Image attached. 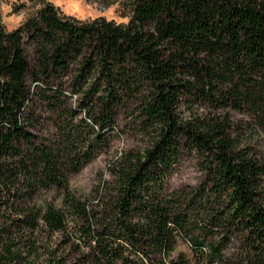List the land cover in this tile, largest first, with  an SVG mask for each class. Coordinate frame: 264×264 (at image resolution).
<instances>
[{
    "label": "trees",
    "instance_id": "1",
    "mask_svg": "<svg viewBox=\"0 0 264 264\" xmlns=\"http://www.w3.org/2000/svg\"><path fill=\"white\" fill-rule=\"evenodd\" d=\"M129 9L125 25L82 22L43 1L18 28H0V264H67L63 249L37 247L40 221L63 233L74 264H189L180 244L193 264H226L231 248L264 264V157L216 113H245L264 137V0H130ZM24 35L37 42L31 73ZM67 76L91 119L90 150L66 136L37 155L25 110L35 95L58 108ZM126 101L138 104L150 147L116 164L90 206L70 194L67 176L105 142ZM184 102L214 113L183 120ZM183 148L198 156L203 180L168 191ZM40 188L62 193L63 208L33 206Z\"/></svg>",
    "mask_w": 264,
    "mask_h": 264
},
{
    "label": "rangeland",
    "instance_id": "2",
    "mask_svg": "<svg viewBox=\"0 0 264 264\" xmlns=\"http://www.w3.org/2000/svg\"><path fill=\"white\" fill-rule=\"evenodd\" d=\"M43 1L53 4L58 12L65 17L87 22L94 19H105L115 24L125 25L130 18V0H0V28L5 31H12L21 26L27 19L36 15L43 6ZM23 49L25 59L28 63V71L31 73L36 67L37 42L23 36ZM30 89L33 91L34 83L29 80ZM63 98L56 109L48 107L41 97L35 95L27 106L24 115L29 119L27 132L33 135L34 152L37 155L42 150H55L66 144V136L73 139L74 148L89 151L88 144L94 139V132L91 129V119L85 114L80 95L74 94L70 86V77L64 78ZM178 113L183 120L202 119L209 113H214L208 106L202 103H195L192 106L186 102L182 103ZM217 114L228 115L233 129V136H236V129L240 127L243 132L240 137L243 143H249L255 151L264 157V137L257 133L250 132L252 121L250 117L241 112L227 109ZM115 125L113 130L106 129L105 142L98 149L89 154V159L78 172L70 173L67 176L68 189L70 194L81 202L93 206L99 194H103L104 184L112 181L115 165L131 154L142 153L150 147L149 137L140 126L138 119V104L126 101L115 110ZM95 131V130H94ZM24 152L31 149L22 145ZM33 151V150H32ZM203 180V173L199 168V159L196 153L188 148L180 151L178 163L171 176L167 180L168 191L192 188ZM6 199L7 195L3 196ZM32 205L44 210L51 205L56 210L62 209L64 198L62 193L54 189H38L31 198ZM40 229L35 236L39 249H63L67 264L76 263V256L71 252L70 245L65 243L66 239L62 232H48L43 223L39 222ZM72 220L69 218L68 226L72 227ZM70 231V230H69ZM73 239V238H72ZM72 241V240H71ZM184 253L190 263L195 262L190 249L186 244H180L176 250ZM243 249H225L224 253L228 259L226 264H249L243 260L240 254ZM175 254H172V258Z\"/></svg>",
    "mask_w": 264,
    "mask_h": 264
}]
</instances>
